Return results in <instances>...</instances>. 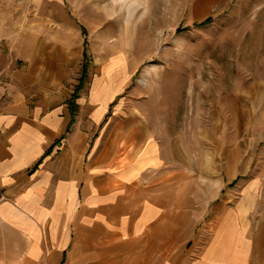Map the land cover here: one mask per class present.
<instances>
[{
    "label": "crops",
    "instance_id": "crops-1",
    "mask_svg": "<svg viewBox=\"0 0 264 264\" xmlns=\"http://www.w3.org/2000/svg\"><path fill=\"white\" fill-rule=\"evenodd\" d=\"M83 42L67 14L31 21L0 69V264H264V195L248 186L232 204L226 190L264 159V83L234 144L223 124L200 155L197 127L186 144L123 103L116 62L73 101Z\"/></svg>",
    "mask_w": 264,
    "mask_h": 264
},
{
    "label": "rangeland",
    "instance_id": "rangeland-1",
    "mask_svg": "<svg viewBox=\"0 0 264 264\" xmlns=\"http://www.w3.org/2000/svg\"><path fill=\"white\" fill-rule=\"evenodd\" d=\"M66 14L86 43L84 81L116 62L128 75L123 103L165 119L168 135L181 133L186 144H195L197 127L200 155L211 156L208 132L224 124L233 145L256 112L248 92L264 83V0L217 7L211 0H0V69L27 24L57 28L66 25ZM256 184L260 200L264 159L246 161V173L226 185L231 203Z\"/></svg>",
    "mask_w": 264,
    "mask_h": 264
},
{
    "label": "trees",
    "instance_id": "trees-1",
    "mask_svg": "<svg viewBox=\"0 0 264 264\" xmlns=\"http://www.w3.org/2000/svg\"><path fill=\"white\" fill-rule=\"evenodd\" d=\"M209 19L207 18L204 22H201L200 24H196V25H201L203 23H205L206 21H208ZM82 57H83V60H86L87 59V54H86V43L83 42V52H82ZM86 77V66L85 64L83 63L82 66H81V72H80V78H79V84L78 86L75 87V90H74V94L72 95V100L74 101V99L76 98V95L78 93V91L83 87V82H84V79ZM72 101V103H70V112L71 114L73 115V113L75 112L76 110V106L74 105V102Z\"/></svg>",
    "mask_w": 264,
    "mask_h": 264
}]
</instances>
